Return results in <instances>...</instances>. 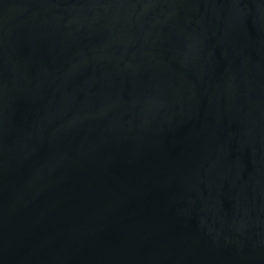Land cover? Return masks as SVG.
<instances>
[{
  "label": "water",
  "instance_id": "95a60500",
  "mask_svg": "<svg viewBox=\"0 0 264 264\" xmlns=\"http://www.w3.org/2000/svg\"><path fill=\"white\" fill-rule=\"evenodd\" d=\"M0 264H264V0H0Z\"/></svg>",
  "mask_w": 264,
  "mask_h": 264
}]
</instances>
